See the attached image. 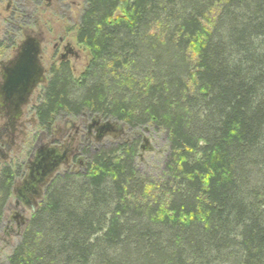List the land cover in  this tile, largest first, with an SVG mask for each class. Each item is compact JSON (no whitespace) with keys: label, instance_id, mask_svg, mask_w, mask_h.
Returning a JSON list of instances; mask_svg holds the SVG:
<instances>
[{"label":"trees","instance_id":"obj_1","mask_svg":"<svg viewBox=\"0 0 264 264\" xmlns=\"http://www.w3.org/2000/svg\"><path fill=\"white\" fill-rule=\"evenodd\" d=\"M76 39L90 60L79 77L51 69L39 133L66 117L123 129L81 135L79 168L51 178L7 264H264V0H86ZM126 129L167 140L149 196Z\"/></svg>","mask_w":264,"mask_h":264},{"label":"flooded vegetation","instance_id":"obj_2","mask_svg":"<svg viewBox=\"0 0 264 264\" xmlns=\"http://www.w3.org/2000/svg\"><path fill=\"white\" fill-rule=\"evenodd\" d=\"M1 4L0 33H3V37L10 35V32L12 35L20 34V39L16 42L15 47L26 37L34 38L40 45L38 61L42 67L45 82L35 86L26 104L22 107L18 118H14L13 114L8 111L0 113V162H9L10 154H17L24 147L33 143L35 144L32 147L34 153L29 155L26 164L27 169L36 154L37 148L40 146H37L36 141L42 136V133H38L40 131L35 116V107L37 106L36 90L46 84L51 69L64 65L74 75L76 66L84 62L85 49L76 39V30L86 0H6L4 8ZM12 35L10 36L12 37ZM12 56L13 51L8 59ZM95 129L94 125H88L87 136L91 137ZM79 131L78 127L75 128L72 135L69 134V130L66 139H62V132H57L58 137L54 139L52 144L41 143V145L56 149L60 154L63 150L67 151L66 160L58 168L69 163L76 150L75 140ZM28 134L31 137L30 141L28 140ZM81 135L83 134L81 133ZM27 174L21 182L14 185L15 205L13 209L18 213L16 212L17 214L13 215L12 219L21 221L18 225L19 228L20 223L24 221L25 210L35 211L44 196L45 187L52 177H44L39 182L36 179L29 180ZM10 209L11 206L8 207V211Z\"/></svg>","mask_w":264,"mask_h":264},{"label":"rangeland","instance_id":"obj_3","mask_svg":"<svg viewBox=\"0 0 264 264\" xmlns=\"http://www.w3.org/2000/svg\"><path fill=\"white\" fill-rule=\"evenodd\" d=\"M1 6L4 8L6 6V0H4L1 4ZM121 8V7H119ZM117 9V13H119L120 9ZM210 20H213V16H209ZM9 33V32H8ZM10 35L12 33L10 32ZM8 34V36L5 38L3 37V33H0V62L6 61L12 50V40L14 38V41H19L20 39V34L19 35H12V37ZM4 38V39H3ZM8 38V40H7ZM84 62L83 64L77 65L76 66V71L74 72V77H79L81 73L84 71L87 63L90 60V55H89V50L84 47ZM41 94H42V88L40 87L38 90L35 92V97H36V103L38 104L41 100ZM93 120H100L97 118H94ZM103 120H100L102 122ZM1 122V121H0ZM92 123V119L83 117V118H59L55 121L53 125V132L55 135L52 138L47 137L46 135L43 134L41 138L36 141L37 146L41 145V143H46V144H52L54 139L58 137L57 132H62L61 136L62 139L67 138L68 131L70 130L69 134L74 133L75 128H79V134L77 135V138L75 140L76 142V147L79 145V142H81V133L84 135H87V126ZM30 133V132H29ZM39 133V132H38ZM96 132L93 131L92 136L90 138H95ZM124 138H134L138 137V144L139 147L140 145L144 144L143 143V137H146L148 139V149L141 151L138 150V157L136 159V165L138 170L144 174L147 177V188H146V196H149L148 192L153 191L157 185V182L162 181L165 177V172H164V161L168 152V144L165 136L160 133H154L150 130L145 131V130H137V131H128L127 129L124 132ZM29 141L31 140L30 134H28ZM80 140V141H79ZM114 137L109 134L105 136L100 143L105 144L109 142H113ZM35 144L31 143L29 146H26L22 149L21 152L17 154H10V161L13 166L19 167V176L17 177L15 184L19 183L23 180L27 173L26 169V164L27 160L30 157V154L34 153L33 146ZM8 163V162H7ZM1 165V164H0ZM79 165L76 164L74 156L72 157L71 161L66 165V166H61L58 170V173L63 172L66 169H78ZM14 184V185H15ZM15 205V198L14 195L12 194L11 196V201H10V206L11 209L7 212L6 215V221L5 224L3 225V228L0 232V264H7V258L10 256L12 253L14 247L18 243L20 239L21 232L25 225L27 224L28 220L30 219L32 215V211L30 209L25 210V218L22 223H20V228L18 227L19 222H21L19 219H12V216L17 214L18 211H15L13 209V206ZM17 212V213H16Z\"/></svg>","mask_w":264,"mask_h":264},{"label":"water","instance_id":"obj_4","mask_svg":"<svg viewBox=\"0 0 264 264\" xmlns=\"http://www.w3.org/2000/svg\"><path fill=\"white\" fill-rule=\"evenodd\" d=\"M39 53V43L34 38L26 37L14 49L12 58L1 63L0 113L8 111L14 118H18L35 86L45 82L44 73L38 61ZM92 125L96 127V140H101L108 134L115 135L123 129L121 123L110 121L93 120L90 126ZM143 143L140 146L141 151L148 149L146 137H143ZM66 153V150L60 154L54 148L40 145L27 167V178L40 182L44 177L53 176L60 164L66 160ZM12 192H14V186Z\"/></svg>","mask_w":264,"mask_h":264},{"label":"bare ground","instance_id":"obj_5","mask_svg":"<svg viewBox=\"0 0 264 264\" xmlns=\"http://www.w3.org/2000/svg\"><path fill=\"white\" fill-rule=\"evenodd\" d=\"M16 47H17V46H16ZM16 47H14V49H15ZM14 49L12 50L13 53H14ZM8 60H9V59H8ZM6 61H7V60H6ZM6 61H3V62H6ZM1 63H2V62H0V65H1ZM111 135H112V134H111ZM142 140H143V139H142ZM140 146H141V145H140ZM58 169H59V168H58ZM58 169L56 170V172L58 171ZM27 171H28V170H27ZM56 172H55V173H56ZM27 173H28V172H27ZM54 175H55V174H54ZM54 175H53V176H54ZM53 176H52V177H53ZM52 177H51V178H52Z\"/></svg>","mask_w":264,"mask_h":264}]
</instances>
